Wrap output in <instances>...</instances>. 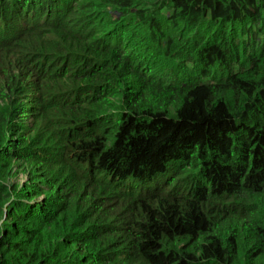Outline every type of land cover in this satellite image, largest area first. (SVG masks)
Here are the masks:
<instances>
[{"label":"trees","instance_id":"1","mask_svg":"<svg viewBox=\"0 0 264 264\" xmlns=\"http://www.w3.org/2000/svg\"><path fill=\"white\" fill-rule=\"evenodd\" d=\"M75 1L0 0L7 67L42 17L66 39L57 144L0 116V264H264V0Z\"/></svg>","mask_w":264,"mask_h":264},{"label":"rangeland","instance_id":"2","mask_svg":"<svg viewBox=\"0 0 264 264\" xmlns=\"http://www.w3.org/2000/svg\"><path fill=\"white\" fill-rule=\"evenodd\" d=\"M81 2L83 0H76L72 7ZM0 20V27H5L3 29L5 34L8 29L12 30L3 18H0ZM54 21L53 18L48 21L45 17L38 19L36 25L43 31L31 39L17 42L15 50L9 56L18 62L13 67H7L5 62L7 57L2 53L0 54V75L4 77L0 78V116L7 118L8 122L21 128L17 133L9 134L8 140L19 141L23 148L56 145L60 130L63 128L61 116H56L55 110L46 105L50 102V98L45 99L41 95L42 90L52 91L50 88L54 86V81L50 79L43 80L38 74L34 73V71L45 67L38 57H41L48 49V52H56L57 41L66 40L62 38V33L58 34V32H52L50 29L52 26L50 24H53ZM94 28L92 30H98ZM63 36L65 35L63 34ZM11 39L10 37L8 41ZM90 43L87 40L82 43L81 47L83 48L85 44L89 45ZM48 75L50 76V74ZM25 164L21 161L15 162V165H13L14 173L8 181L10 185L23 186L28 183L30 177L27 173H24L26 170L31 173L32 177L37 176L38 172L35 166ZM45 166L47 167L44 170L48 172L55 168V172L58 173L62 169L60 165Z\"/></svg>","mask_w":264,"mask_h":264}]
</instances>
